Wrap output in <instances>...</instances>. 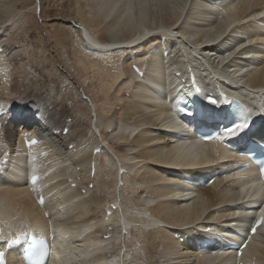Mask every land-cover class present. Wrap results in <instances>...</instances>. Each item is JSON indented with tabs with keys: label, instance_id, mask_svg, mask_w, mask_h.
Instances as JSON below:
<instances>
[{
	"label": "bare ground",
	"instance_id": "bare-ground-1",
	"mask_svg": "<svg viewBox=\"0 0 264 264\" xmlns=\"http://www.w3.org/2000/svg\"><path fill=\"white\" fill-rule=\"evenodd\" d=\"M88 1H91L92 3L91 8L93 7V4H98V8H96L95 12L91 15L85 12L88 14L85 19V25L90 26L91 29H98L101 25L105 26V30L103 28L104 31L98 33L99 38L97 37L98 40H96V42H93L94 40L93 38H91L88 32L85 33L84 37V42H89L90 45L94 46L92 47V50H95V48H99L100 50L98 49V52L101 51L104 54H102V61L97 60V62H99L98 68L100 67V73L106 75L107 79L111 82L113 80H118L117 78L121 73L122 75L124 74L123 76H126L129 80L127 83L123 84V86L122 84L120 86H116L118 89L116 88L115 90L113 96L114 98H110L109 101H112L113 99V101L116 102L121 100V97L119 99V96L121 92H123V90L132 94V100L130 99L132 102H128V104L127 102L123 101L125 100L124 98L122 99V103L124 102L121 106L123 112L120 117L121 119L118 122L113 123V121L115 120H102L101 124L105 126L106 129H113L112 133H114V135L116 133V139L118 140V142H121L122 140L125 141L129 137L137 135L139 136L143 125L149 124V126H156L159 122H161V124L159 125L165 127V129H160V132L157 133L154 137H150L149 134L145 135L144 132L143 134L140 133L142 135L139 136L136 139V143H134L137 144V142H139L138 145L144 146V142L146 140L147 144H150L151 141L158 143L160 142L159 144H161V142H163V139H166V141H164L165 144H167L168 141L172 142V145L170 144L168 145V147L166 145L167 148H160V150L156 151H149L147 149L145 151L143 150V152L141 151L140 153H136V155H127V153L132 150L130 149L126 151L119 145V147H117L116 149L120 153L119 155H121V158L117 156L120 159L116 161V159L113 157L115 159L114 161H116V163L113 162V165L114 168H116V174L118 173L116 176L122 181H124V177L121 175L122 169H126L128 174H131L134 173V168L137 167H132L134 163L124 162L123 158L129 159L130 156L131 160L135 161V165L143 164L145 162H156L159 165V168L156 169L159 170V172H152V175L155 174V176L151 179L149 178V176L151 175V171L149 169L146 170L147 172L144 171L145 174L143 172V183H159L160 181L162 182V180L168 181V183H166L162 187L159 186V189L155 188L154 190V193H156V195H159V197H163L165 199L173 197L172 199L164 200L163 204L157 207V213L164 215L165 217H158L159 222H156L155 219L152 217L144 220L138 219L139 221H141L140 223L147 227V229L152 228V226L154 227V225L157 223H160V225L163 224L161 225V228H169L166 229L167 231L163 229L158 230V233H162V231L165 232L162 233L163 236L161 237L157 236V231L153 230L136 232L134 241L135 243L140 244L142 247H144L143 249H145L146 253H148L145 254L147 261L150 260L148 261V264H157L158 261L154 260L153 256H150L152 252V255L155 254L157 248L163 247L164 255L166 257H171V255L175 252L181 253V251H179V249L181 248L179 246L181 238H183V242H185V244H183L182 251H186L185 254L188 258L186 259V261L190 259V264H234V261L236 259L234 255L228 253L230 251L214 252L219 247H221V244H217L214 247H210L206 251H199V247L201 246L200 243L203 242L205 239L217 240L221 237L231 241L240 238L238 240L240 241L242 236H244L243 239L245 238L243 240V243H246L243 261L245 263H250L255 260L260 264H264V240L261 238V236L264 234V227L262 229L259 228L258 231L252 237L246 240V236L248 235L247 225L250 220H252V216L258 212L256 209H253L252 206L257 205L258 202L264 201V184L259 181L258 173L253 167L250 166L248 158H243L240 155H237L235 151L227 150L223 145L219 143L205 142L199 137L194 136L192 131L195 128L193 125V123L195 122H191V120H189V122L187 120H184L177 112V107L181 104L179 103L180 100L187 101V97H189V100L194 102L193 96L194 94L196 95V92L192 90V88L190 87L191 84L188 81L189 70H191L194 76H196L200 81L201 85L199 87L202 92H213L211 96L216 98L217 101H220L222 97H220V95L218 96V89H221L228 97L227 100H229V97H234L235 99L241 100L244 104L248 106V108L250 106L253 109L251 113L255 120L264 121V100H262V102L259 101V99H264V49L259 48L264 45V0H221L218 3H215L214 0H193L190 6L191 13L190 15H188L189 19H186L185 23H182V27L180 26L178 28L180 32L179 38L181 39L182 43L181 41L175 39L177 36L172 37L170 35L173 33L172 29L176 30L175 26L177 28L178 25V22L173 21L170 23H163L164 26H160L163 25L160 24L156 28L159 34L154 35L157 36L155 39L157 41L150 40L146 43L147 46L143 45L145 47L136 45L138 44L137 40L141 39L142 36L147 35L148 37V34L153 32V26L151 27V25L147 24L149 23V19L154 17L156 14L153 10V6H158L159 9H164V11L165 9H167L168 14L177 15L179 11L181 12L180 8L182 7H180L179 3L184 0ZM189 1L186 4H190ZM183 5L184 7L187 6H185V1ZM82 6H84V4H82ZM2 14L4 13L0 12V18L2 17ZM166 16L168 17V15ZM198 20H202L201 22L205 23L204 28L200 26L203 24H199L198 26V24L196 23L195 25H193L194 22ZM150 21L152 22V19ZM177 21L181 22L179 18ZM251 22H253L256 26L253 25ZM214 23L215 26L213 27L212 25ZM237 23H239V25L242 23L245 25L244 27L238 28L239 30L241 29L242 34L246 33L248 35V39H252V42L255 40V42H258L261 46L255 47L254 45H250L247 49V52L246 50L244 52L245 54L247 53L251 56L247 58L248 61L241 62L242 59H237L238 61H235L234 65L231 66L234 68L233 72L236 75V79L234 78V76L230 75L228 71L227 73L224 69L225 71L222 70V72L220 71L221 73L216 72L214 74L216 77H219L216 82H210L209 85H206L205 80L201 78V75H199L200 69L202 67H205V64H207L210 69L212 67L210 66V62H207V60L203 62L204 64H200L201 66H199L198 64V66L201 68L197 67L196 63L198 61H201L197 60L200 56L204 59H207V57H205L204 52H201L200 50L204 49V51H209L206 45V47H203L204 44L207 42H218L219 39H217V36L219 34L220 36H224L228 32V27L229 29L230 27L233 28L232 25H238ZM146 24L150 26L149 29V26L147 27ZM230 24L232 25L229 26ZM246 25L251 26V29L246 27ZM145 27H147V29H145ZM215 29L216 33H209V31H215ZM238 29L237 32L241 33L240 31H238ZM161 33L163 34V36H166L164 39H162L163 36L161 35ZM198 36H201V39L204 40H196L197 42H195L194 44L192 43L193 45L189 46V39L187 40L185 38L188 37L191 39L195 37L197 38ZM223 36L220 38L222 39ZM142 39L146 38L143 37ZM174 41L178 44H182V48L178 49V55L176 53V58L178 60H176V58H172L174 54H171V48L173 46L171 43H174ZM157 42L159 43L158 46L155 44ZM230 42L235 44L238 42L237 44H239V39L237 36H235L233 39L231 37V40L229 39L227 40V42H222L223 44L218 47L214 46L215 48L213 49L219 54H224V51L227 50L226 46ZM3 43L4 41L0 40V48H2L4 52V54L0 57L4 58L6 56L5 53H7V51L9 50L6 49L5 45L2 46ZM149 43L150 45H148ZM153 44H155L157 47ZM175 44L176 43H174V45ZM241 45L242 44H240V46ZM128 46H130L133 51V48L142 49V51L139 54L131 53V55L128 56L131 58L133 57L132 62L130 60L128 61L125 59H121L120 63L116 64V62L113 60V55H116V52H114V54L112 53L113 55H109L110 52L114 50L112 48H115V50L117 51V56H119V59L120 55L124 57V52L126 51L124 49H128ZM153 46H155L156 48ZM240 46H238L239 49L243 48V46L241 48ZM159 47L160 50L158 49ZM238 47L235 48L237 49ZM176 48L178 47H173V49L177 50ZM135 52L138 51L135 50ZM17 57L18 56H14V58ZM208 57L210 58V56ZM6 61L13 62V58L6 59ZM101 62H104L105 64H107V66L108 64H114L115 71L112 72L110 70H106V67H101ZM80 63L82 64V62ZM134 66H138L137 68L143 74L142 77L134 71ZM244 67L250 72V75L248 72V79L246 78L247 82L245 80L244 82L246 83L248 89L251 90L243 89V86H240L242 85L240 84V81L243 80H239L238 77L241 76L240 74L242 71H244ZM216 68H214V72ZM207 72L209 73V71ZM205 74L207 73H203V75ZM210 75L209 79L211 78ZM3 83L5 86L4 90L6 89V94L9 97L17 96V98L15 99V102L17 101V103H13V101L8 99L0 101V108H2L3 110H10V113L7 116H4L0 119V123L3 129V139L7 143H11L13 139L18 136V134H21L22 136V134L26 133V136L20 137L19 139L23 140V144H25L26 140L31 139L33 137H36L39 140V143L25 154H17L11 152V158L9 160V163L4 167V172H9V184H5L6 186H0V230L2 232L1 239H6L7 237L16 238L19 235H24L26 237L33 235L35 239L50 240L51 235H55V240L51 244V257L49 260V264H105V253L104 255L100 253L103 252V248L105 247V245L100 244L99 242V245H97V242L94 243L91 241L92 239L88 240L87 242L89 243V246H84L85 248H83L82 253L80 250V253L77 254L72 251L69 247V243H71V241L78 238L80 239V237L84 233L87 234V238L89 239L93 236V234L90 232V223H86L85 225L68 226L65 220H56L57 218H59V216L57 217L58 214L56 215L57 218L55 219L56 221H58V223L53 224L54 219L53 221H46L48 212H52L56 208L63 205L65 202H68L64 199L62 201L56 202L54 201L55 198H53L51 194L52 191L57 187L59 188L60 185V183H54L53 180L59 177L61 175V172L65 169L53 165L51 157H54L55 155L63 157V155H65L63 150L69 151L68 147L70 145L77 144L70 136L71 130L75 127V117L72 119L71 123H67V120L72 118V116L69 115V111L71 110L70 107L68 105H65L64 103L53 101H50L49 104L45 106L44 102L47 101L48 98L43 99V101L41 100L42 104L39 105V103L37 104V97L35 96V91L33 89H28L26 92L25 89H23V93H20L23 87L17 82L12 81L10 85H8L5 81ZM113 83L114 81L111 84H107L112 85ZM229 83L231 85H229ZM192 87L194 86L192 85ZM194 88L196 89V87ZM206 95H204V97ZM201 97L202 96H198L199 99ZM243 98H245L246 100ZM60 104H62V110L58 109V106ZM35 106L36 108L33 111V108ZM197 107L200 109L201 113L208 114L214 109H217L218 105H208L207 103H204V101L198 100ZM136 109L145 112L149 111V113L152 115H150V120L152 121L147 122V120H144L142 118L141 120L146 122L141 121L142 123H137L133 125L127 124V121H129V119H127V117H123V115H125V113H131L132 111H135L134 113H137ZM215 119L216 118L213 117L212 121H210L211 125H213ZM58 120L61 121L56 125V122ZM199 120L201 125L205 124V120H202L201 118H199ZM18 122H20L19 125L17 124ZM65 129H68L66 135H64ZM153 131L154 130H148V132H150L151 134H153ZM54 132L60 133L59 135L54 136V138H51L50 136ZM258 133L260 136H264V132H262V130H259ZM106 134L107 133H105L104 131L103 139L106 141L111 140L108 139V134ZM183 136L186 137L183 138ZM223 139L227 140L228 138L226 137ZM85 142L87 144L84 145ZM85 142H83L84 146L82 145L83 149L79 152V156L75 157L76 161L72 164L70 162L69 164H71V166H74V168L82 167L84 175L88 177H90L91 171L94 169V181L99 182V180L101 179L100 183L102 184L100 188H98L100 184L98 186L95 185V191L97 189L98 190L96 192H93L99 193L103 189L104 176L102 174L103 172L99 170L98 165L101 153L105 154L106 147L101 146L100 143L96 144L95 142L92 143L91 141ZM109 142L111 143L112 141ZM154 146L156 147V145ZM91 148L92 152L88 154ZM97 148L100 149L99 155H95L93 153L94 150ZM108 149L109 148H107V150ZM113 150L114 149L112 148L109 151ZM5 151H7V149ZM44 151H48V153L45 157H41L39 154ZM28 153H32V155L27 156ZM110 154L108 157L112 160ZM112 155L113 154H111V156ZM1 156L2 153H0V158ZM64 160H66L65 162H67L66 158H64ZM156 163L154 164L156 165ZM88 166L90 168H88ZM32 167L34 168L33 171H29V168ZM242 168H244L243 171H241ZM153 169L154 168H152V170ZM30 172L32 174L40 176L39 182L36 185L32 186L28 183V178L30 176L29 174H31ZM26 176H28L27 180ZM199 179L203 182L209 181L210 179L214 180L213 184L207 186L209 192L211 193V195H213L210 200L208 196H206L207 194L205 193L204 189L196 187L195 184L197 183L194 182H198ZM149 191L150 190L146 189L144 193H150ZM195 192H197V194H195ZM41 194L44 195V198L46 196L45 199L43 198L44 205L38 204V199ZM175 196H177V198H175ZM95 197L97 198V196ZM101 197H98L97 200L100 201ZM76 198L78 197L76 196ZM193 199L195 200V203H193L192 205L187 206L185 204L191 202V200ZM73 201H69L70 204H72ZM118 202L119 201L117 200H113V202L111 203L107 202L106 204H104V207H106V209L112 210L113 208H115V205H118ZM78 203H80V201ZM85 203L82 204L86 205ZM125 203L127 205L129 204L127 203V200ZM148 204L152 203L148 202ZM76 205L77 203H75L74 206ZM84 205L82 206V208L84 207ZM146 205L145 207H147ZM176 205L182 206L175 207ZM68 208V210L70 211L73 206ZM145 209L141 210V214H143L142 212H145ZM118 210L120 209H117V212L114 211L113 215L116 214L115 216H117L119 214ZM111 212L113 213V210L110 211V214ZM122 213L123 212H121V214ZM259 213L261 214L263 212L260 211ZM108 216L109 214L106 213L104 218ZM49 222H51V224H48ZM177 224L180 225L178 226ZM187 224L195 225L198 230L196 232L188 233L179 229V227L183 228V226H187ZM126 225L130 226L129 223H124L123 227H125ZM171 229H173L174 231H171ZM166 232L168 234H172L173 236H170L173 237V239H170L169 235L166 234ZM176 236L178 237V240L174 239ZM29 244L32 245L31 243ZM100 245L103 248L99 247ZM113 246L115 245L113 244L112 247ZM177 254L176 256H178ZM85 257H87L88 260ZM192 258L194 259L192 260ZM152 259L154 261H152ZM8 262V264H23V256L21 250L9 254ZM160 262H162V259Z\"/></svg>",
	"mask_w": 264,
	"mask_h": 264
},
{
	"label": "rangeland",
	"instance_id": "rangeland-1",
	"mask_svg": "<svg viewBox=\"0 0 264 264\" xmlns=\"http://www.w3.org/2000/svg\"><path fill=\"white\" fill-rule=\"evenodd\" d=\"M184 1H185V6L186 5L188 6V7L186 6L187 8L184 7V5H183ZM184 1L179 3L180 7L181 6L182 7L180 8L181 12L179 11V13L177 15L168 14L167 9H165V11H164V9H159L158 6H153V10L156 14L154 13L155 16L151 18L152 22L150 21L151 19H149V21H148L149 23H147V24L151 25V27L153 26L152 27L153 32L149 33L148 37H147V35L142 36V38L145 37L146 39L141 38V39L137 40L138 44L136 43L137 44L136 46L140 45L141 47H145L143 45H146L147 42H149L150 40L156 39L157 36H154V35L159 34L157 32L156 28L160 24H163V23L165 24L166 22L170 23L173 21L178 22V25H177V28L175 26L176 30L172 29L173 33L170 35L172 37L177 36L175 39L178 41H181V39L179 38L180 32H179L178 28L182 25L183 22L185 23L186 19L187 20L189 19L188 15H190V13H191L190 6H191L193 0H190V1L187 0V2H186V0H184ZM188 1L190 4H186V3H188ZM82 4H84V6H82ZM91 4H92L91 1L89 2L88 0H72V1L71 0H0V12L4 13V14H2V17L0 18V24H2V25H0V40L4 41L2 46L5 45L6 49L9 50V51H7V53H5L6 56L4 58L0 57V101H2V100L4 101V99H6V100L8 99V100L13 101V103H17V101L15 102V99L17 98V96L9 97L6 94V89L4 90L5 86L3 83L5 81V82H7L8 85H10L12 81H15L19 85H22V87H23L20 93H23V89H25V92L28 89H33L35 91V96L37 97V104L39 103V105L42 104L43 99L48 98V100H47L48 102L47 101L44 102L45 106H47L50 101H53V102L64 103L65 105H68L70 107L71 110L69 111V115L72 116V118L68 119L67 123H71L72 119L75 117V119H76L75 120V127L71 130L70 136L72 137L74 142L77 144L70 145L68 147L69 151L63 150V152L65 154V155H63V157L58 156V155L51 157L52 158L51 161H52L53 165L61 167V168H65L61 172V175L53 180L54 183H56V184L60 183V185H59V188L58 187L55 188L51 194H52L53 198H55L54 201H56V202L62 201L63 199L65 201H68V202H65L63 205L56 208L52 212L51 211L48 212L47 217H46V219H47L46 221H53V219H54L53 224H56V223H58V221H56V220H59V219L62 221L65 220V222H67L68 226L85 225L86 223H90V229H91L90 232L93 234V236L90 237V239L87 238V234L84 233L81 236L82 238L80 237V239L79 238L75 239V240L71 241V243H69L70 249L72 251H74L76 254L80 253V250L82 253L83 248L89 246V243L87 241L92 239L91 241L94 243L97 242L96 243L97 245H99L98 242L100 244L105 245L104 248L101 245L99 246V247H102L104 249L103 252H100V253L102 255H104V253H105V255H104V256H106V258L104 257L105 258V260H104L105 264H108V262H109V264H148V261H150V260L147 261L146 255H145L148 253H146V250L143 249L144 247H142L140 244L135 243V241H134V237H135L136 232L137 231L143 232V231L153 230V231H157L156 235L161 237V236H163L162 233H165V232L162 231V233H158V230L163 229V230L167 231L166 229H169V228L168 227L166 229L161 228V225H163V224L160 225V223H157L154 225V227L152 226V228L147 229V227L144 226L142 223H140L141 221H139L138 219L144 220V219L152 217L155 219L156 222H159L158 217H165L164 215L157 213L158 212L157 207L160 206L161 204H163L164 200H169V199H172L173 197H169V199L159 197V195H156V193H154V190H155V188H158L159 186L162 187L163 185L168 183V181L162 180V182L160 181L159 183L158 182H155V183L154 182H149V183L144 182L143 183L142 182L143 172L149 169L151 171V173L149 172L151 174L149 176V178L151 179L152 177L155 176V174L152 175V172L153 173H155L156 171L159 172V170H156L159 168L158 167L159 165L156 162H145L143 164L135 165V161H132L130 158L131 156L129 157L130 160L128 158H123V159H124L125 163H127V162L128 163H134L132 167L137 166L136 168H134L135 169L134 173L136 176L134 175V173L128 174L126 169H124L126 172L124 174H121L124 177V181H122L116 176L118 173L116 174V170H115L116 168H114L113 162L116 163V161H118L121 158V155H119L120 153L116 149L117 147H119V145L121 148H124L126 151L130 150V149L132 150V151L128 152L127 155H136V153H140L141 151L143 152V150L145 151L147 149L149 151H151V150L156 151V150H160V148L161 149L167 148L168 145H170V144L172 145V142L168 141L167 144H165L164 141H166V139L165 140L163 139V142H161V144H159L160 142L158 143V142L151 141L150 144L148 143L149 144L148 145L146 143V141H147L146 140L144 142L145 145L144 146L142 145L143 148H142V146L138 145L139 142H137V144H135L136 139L139 136H141L143 134V132L145 135L149 134L150 137H154L157 133L160 132V129L161 130L165 129V127H162L159 125V124H161V122H159L156 126L150 125L151 127L149 126V124H145V125H143L145 128L143 126L141 128L140 133H142V134L139 133V136L137 135V136L129 137L130 139L128 137H126L128 139H126L125 141L122 140L121 142H118V140L116 139V137H117L116 133H115L116 136L114 135V133H112L113 129H111V128H110V130L106 129V127L101 124L102 120H106V121L115 120V121H113V123L118 122L121 119L120 117H121L122 112H123L121 109L122 108L121 106L124 102H127V104H128V102H132L131 101L132 100V98H131L132 94L123 90V92H121V94L119 96V99L121 97V100H119L117 102L113 101L114 99L112 101H109L110 98L111 99L114 98L113 96H114L115 90L117 88L116 86H120L121 84L123 86V84L127 83L129 80L127 79L126 76H123L124 74L122 75V73H121L120 74L121 76L119 75L117 78L118 80H113L114 83L112 85H110L113 81L112 82L109 81L107 79L106 75L100 73V67L98 68L99 62H97V60L102 61V56L104 54L101 51L98 52L100 50L99 48H95V50H92V47H94V46L90 45L89 42L88 43L84 42L85 33L88 32L90 34L91 38H93V40H94V41L93 40L92 41L96 42V40H98L97 37L99 38L98 33L103 32L105 30L104 25H101L100 28H98V29L97 28L91 29L90 26L85 25L86 24L85 19H86V16L88 15L87 13H89V15H91L95 12V9L98 8V4L97 5L93 4V7H92L93 11H92ZM183 10L185 13L183 12ZM50 12H52V13H50ZM85 12H87V13H85ZM182 14H183V16H182ZM166 15H168V17ZM177 17L179 18V20L181 22L177 21L178 20ZM171 19H174V20H171ZM201 21L202 20H198V21L194 22L193 25H195L196 23L198 24V26H199V24H203L200 26L202 28H204L205 23H202ZM179 23H180V25H179ZM251 23L253 25H255L253 22H251ZM164 24L160 25V26H164ZM237 24L238 25L230 24L229 26L232 25L233 28L230 27V29H229V27H228V32L224 36L222 35L223 36L222 39L220 38L222 36H220V34H219L218 35L219 38L217 36V39H219V41L214 42V43L212 42L213 45H212V43H209V42L205 43L203 47L207 46L209 51L208 50L204 51V49L200 50L201 52H204L205 57H207V59H204L201 56L200 57L198 56L200 59L198 58L197 60L202 61V59H203V61L202 62L198 61L196 63L197 67L201 66L200 64L205 62V60H207V62H210V66L212 67L210 69V67H208L207 64H205V67H202V68L199 67L202 69V71L200 69L199 75H201V78L205 80L206 85H209L210 82H216L219 77L218 76L216 77L214 74L216 72H220V71L222 72V70L223 71L226 70V72L228 71L229 74L234 76V78H235L236 75L233 72L234 68L231 67L234 65L235 61H238L241 59H242L241 62L242 61H244V62L248 61L247 58H249L251 56L248 55L247 53L245 54L244 53L245 50L247 52V49L249 48L250 45H254L255 47L261 46V45H259L258 42H255V40L252 42V39L247 38L248 35L246 33L242 34L241 29L240 30L238 29L239 27L245 26L243 23L240 25H239V23H237ZM149 25H147V27ZM212 26L214 27L215 23ZM147 27H145V29H147ZM196 27H197V25H196ZM246 27L251 29V26H249V25H246ZM8 28H9V30H8ZM103 28H104V30H103ZM149 28H150V26L148 27V29ZM202 28H200V29H202ZM237 29L241 33H238ZM82 30H84V31H82ZM211 31H213V32H211ZM211 31H209L210 34L216 33V29H215V31L214 30H211ZM176 32H178V33H176ZM83 33H84V35H83ZM161 35L163 36L162 33H161ZM82 36H83V38H82ZM171 36H169V37H171ZM235 36L238 37L239 44H237L238 42L236 44L231 43V42L229 44H227V46H226L227 50L224 51L225 55L219 54L218 52H216L213 49V48L218 47L221 44H223L222 42H227V40H229V39L231 40V37L233 39ZM165 37L166 36H163L162 38L164 39ZM185 39H187V40L189 39L188 40V42L190 43V44L188 43L189 46H192L195 42H197L196 40H204V39H201V36H198L197 38L196 37L191 38L193 41L188 37H186ZM155 41H157V40H155ZM150 43L148 45H150ZM174 43H176V44L174 45ZM174 43L173 42L171 43L173 45V46L171 45L172 46L171 54L172 53L174 54V55L172 54L173 56L172 55L171 56H172V58L175 59L177 57L176 53L178 55V51H179L178 49L182 48L181 47L182 41H181V43L179 42L180 44H178L175 41H174ZM155 44L158 46L159 43L157 42ZM155 44H153V45H155ZM240 44H242V45L240 46ZM237 45L240 46V48L243 46V48L239 49V47ZM155 46H153V47H155ZM173 47L174 48L178 47V48H176L177 50H175V49H173ZM235 47H238V48L236 49ZM259 48L264 49V45L259 47ZM112 49L115 50V48H112ZM133 49H134V51L132 50V48H130V46H128V49H124V50H126L124 52V57L120 55L119 59H118L119 56H117L116 50L115 51L112 50L109 55H113L114 52H116L115 53L116 55H113L114 56L113 60L116 62V64H119L121 59H125L128 61L130 60L132 62L133 57L131 58L128 56L131 55V53L132 54L133 53L139 54L142 51V49H135V48H133ZM158 49L160 50V47ZM135 50L138 52H135ZM0 53H1L0 56L4 54L2 48H0ZM207 55L210 56V58ZM14 56H18V57L14 58ZM115 56H116V58H115ZM9 58H13V62L6 61V59H9ZM222 59H224V60H222ZM176 60H178V59L176 58ZM80 62H82V64ZM172 62H176V61H172ZM101 63H102V65L100 64V66L103 68L106 67L107 68L106 70H110L112 72L115 71L114 70L115 69L114 64H108V66H107V64H105L104 62H101ZM122 63H121V65H122ZM9 64H11V65H9ZM198 64H199V66H198ZM220 66H221V68H220ZM222 66H223V69H222ZM224 66H227V67H224ZM214 68H216L215 72H214ZM111 69H113V70H111ZM243 70L244 71H242L240 74L241 76L238 77L239 80H243V81H240V84H242V85H240V84L239 85L243 86V89H248L244 80L247 82V79H248V76L250 75V72L245 67L243 68ZM207 71H209V73ZM248 72H249V75H248ZM203 73H207L208 75L207 74L203 75ZM3 74H4V76H3ZM210 74H213V75H210ZM206 75H207V77H206ZM209 75L212 79L211 78L209 79ZM115 81H116V83H115ZM107 83H110V84H107ZM203 84H204V82H203ZM108 85H110V86H108ZM229 85H231V84L229 83ZM248 90H251V89H248ZM43 94H44V96H43ZM111 94H113V95H111ZM123 98L125 100H123L124 102L122 103ZM243 99H245V98H243ZM262 100H264V99H259L260 102H262ZM255 105H257V104H255ZM59 106H61V107H59ZM59 106H58V109L62 110L63 109L62 104H60ZM35 108H36V106L33 108V111L35 110ZM249 108H250V110H253L251 107H249ZM136 111H137V113H134L135 111H132L133 113L129 112V113H125V115H123V117H127V119H129V121H131V122L127 121V124L133 125V124H137V123L139 124L142 122H146V121H142L141 120L142 118L144 120H147V122L152 121V120H150L152 115L149 113V111L145 112V111H141L139 109H136ZM48 113H50V112H48ZM47 116H48V114H47ZM60 121L61 120H58L56 122V125ZM19 123L20 122H18L17 124L19 125ZM148 130L149 131L154 130L153 134L148 132ZM104 131H105V133L108 134V137H109L108 139H111V140H109V141H112L111 143L109 141H106L103 139L104 138L103 137ZM57 135H59V133ZM57 135L51 134L50 137L54 138V136H57ZM64 135H66V131H64ZM24 136H26V133L22 134V136H21V134H18V136L16 138H14L11 143H7L3 139V129H2V125L0 123V140H1L0 141V149H1L0 153H2V155H3L4 151L7 149L10 153L12 152V153H17V154H25L27 152L24 148L25 144H23L24 142L22 139L19 140L20 137H24ZM148 139H149V137H148ZM85 141H91L92 143L95 142L96 144L100 143L101 146L106 147L105 148V150H106L105 154L101 153L99 165H98L99 170L101 172H103L102 174L104 176L103 177V189L101 192H99L100 194L98 192L95 193L98 190L97 189L95 191V189H96L95 185L98 186L100 184L98 187V188H100L102 183H100L101 179L99 180V182L94 181V177H95V170L94 169L91 171L90 177H88V176L84 175L82 167L74 168V166H71V164L76 161L75 157L79 156V154H80L79 152L82 151V149H83L82 145H83V142H85ZM131 142H132V144H131ZM85 144H87V143L85 142L84 145ZM129 144H131V145H129ZM154 145H156V147ZM166 145H167V147H166ZM162 146H165V147H162ZM128 147H130V148H128ZM99 148H101V147H99ZM107 148H109V149L107 150ZM112 148L114 150L109 151ZM102 150H103V148H102ZM107 151H109V152H107ZM90 152H92V148L90 149L88 154H90ZM108 153L113 154L112 156L110 154V157L112 158V160L109 159ZM99 154H95V155H99ZM117 156L120 158H118ZM113 157L116 159V161H114L115 159ZM132 157H134V156H132ZM64 158L67 159V162H65L66 160H64ZM69 159H70V161H69ZM70 162H71V164H69ZM54 163H56V164H54ZM154 163H156V165ZM96 166H97V163H96ZM98 167H96V168H98ZM88 168H90V167L88 166ZM152 168H154V169L152 170ZM30 170H32V168H29V171ZM8 173L9 172L3 171L0 174V186H3V185L6 186L9 184V181H8L9 180L8 179L9 174ZM139 174H141V175H139ZM144 174H145V172H144ZM27 178H28V176H26V180H27ZM39 178H40V176H39ZM126 179H128V180H126ZM146 189L150 190L149 191L150 193H144V191ZM202 189L205 190V193L207 194L206 196H208V198L210 200L211 197H213V195H211V193L209 192L208 187H203ZM93 191H95V192H93ZM93 194H94V196H93ZM195 194H197V192H195ZM101 195H102V197H101ZM76 196L78 198H76ZM95 196H97V198ZM41 197L44 198V195L41 194ZM98 197H101L100 201L97 200ZM45 198H46V196H45ZM175 198H177V196H175ZM112 199L114 201H116V200L119 201L118 205H115L114 206L115 208L112 209L113 210V213L111 212L112 215L110 214L108 217H105V218H107V219H105L104 218L105 214L108 211L110 212L112 210L106 209V207H104L105 206L104 204H106L107 202L108 203L113 202ZM126 200H127V203H129L128 205L125 203ZM69 201H73V203L71 202L72 204H70ZM79 201H80L81 205H80V203H78ZM81 201H83V202H81ZM93 201H94V203H93ZM144 202H145V204H144ZM148 202L152 203V204H148ZM75 203H77V205H76L77 207L74 206ZM82 203H85L86 205H84ZM193 203H195L194 199L191 200V202H188L185 204L188 206V205H192ZM175 204H176V202H175ZM185 204H184V206H185ZM83 205H84V207L82 208ZM145 205L147 207H145ZM182 205H179V206L176 205L175 207H181ZM67 206L68 207L73 206V208L70 209V211H69L68 210L69 208ZM171 207H173V206H171ZM139 208H140V210H139ZM117 209H120V210H118L119 214L117 213L119 215V216L118 215L117 216L120 219L117 216H115L116 214L113 215L114 211H116ZM144 209H145V212H142L143 214H141V210H144ZM82 210H83V212H82ZM84 210H85V212H84ZM67 211L72 213V214L68 213ZM105 211H106V213H105ZM121 212H123L122 213L123 215L121 214ZM75 213H77V214H75ZM79 213H80V215H79ZM90 213H91V215H90ZM56 215H57V217L59 216V218H57ZM125 215H127V216H125ZM60 216H62V217H60ZM124 223H129L130 226L126 225L128 227L125 226L126 227L125 228V227H123ZM48 224H51V222H49ZM177 225L179 226L180 224H177ZM177 225H175V226H177ZM124 228H125V230H124ZM179 229L184 231V232H188V233L196 232L198 230L197 227H195V225H191V224L190 225L187 224V226H183V228L179 227ZM125 231L127 233H125ZM171 231H174V230L171 229ZM166 234H168V233L166 232ZM168 235H169L170 239H173V237H171V236H173L172 234L169 233ZM51 236L53 237V242H54L55 235H51ZM114 237H116L117 239ZM261 238L264 240V234L261 236ZM81 239H83V240H81ZM174 239L178 240V237L176 236ZM112 243L115 246L112 247V245H113ZM183 244H185V242H183V238H181L180 244H179V246L181 247L179 249V251H181V253L175 252L171 255V257L170 256L166 257L164 255L163 247L157 248L158 252L156 251L157 252L156 253L154 251L155 254L152 255L153 254V252H152L150 254V256H153L154 260L158 261L157 264H160V263L161 264H165V263L166 264H187V263L190 264V261H189L190 259L186 261V259H188L186 257V254H185L186 251L185 250L182 251ZM109 248H111V249H109ZM176 254L178 256H176ZM183 254H184V256H183ZM85 258H87V257H85ZM161 259H162V262H160ZM166 259L168 260V262ZM193 259L194 258H192V260ZM87 260H88V258H87ZM89 260H91V259H89ZM154 260L152 259V261H154ZM169 260H170V262L171 261L172 262L170 263Z\"/></svg>",
	"mask_w": 264,
	"mask_h": 264
},
{
	"label": "snow or ice",
	"instance_id": "snow-or-ice-1",
	"mask_svg": "<svg viewBox=\"0 0 264 264\" xmlns=\"http://www.w3.org/2000/svg\"><path fill=\"white\" fill-rule=\"evenodd\" d=\"M243 125L242 124H238L236 125L235 127H233L232 129H229L228 130V133H232V132H235L236 129L238 128H241ZM260 223H264V213H261V220H260ZM253 231H255V229H253ZM3 259V253H0V260Z\"/></svg>",
	"mask_w": 264,
	"mask_h": 264
}]
</instances>
